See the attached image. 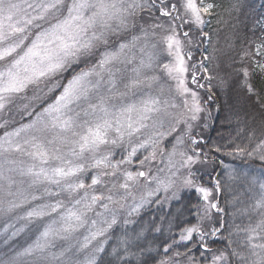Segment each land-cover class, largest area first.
<instances>
[{"label":"snow or ice","instance_id":"6c2138e0","mask_svg":"<svg viewBox=\"0 0 264 264\" xmlns=\"http://www.w3.org/2000/svg\"><path fill=\"white\" fill-rule=\"evenodd\" d=\"M146 7L157 6L142 0H0V110H4L15 98H26L28 89L39 87L41 83H45L49 93L62 89L51 103L41 111L35 112V119L11 131L5 130L0 136V192L4 193V197L0 198V214H10L25 204L42 199L37 195H31L29 198L19 187L15 192L12 191L14 185L25 183L23 178H27L30 188L45 186L44 195L48 196L59 194L52 193L47 187L50 185L67 192L69 197L84 190L83 196L74 200V204L82 205V208L67 209L61 213L62 224L59 229L48 225L32 244L0 264H19V257L36 253L41 254L39 259L44 261V264H58L65 255L64 251L43 255L50 247L49 237L60 236L62 232L70 234L83 227L86 213L92 211L95 205L100 203L102 208L108 210V204L103 203L104 200L118 203L113 200L111 194H95V186L104 183L102 177H114L120 173L123 182L118 187L128 194L130 187L140 178L148 180L145 171H121V165L132 164L140 149L149 145L155 148L159 143V140L153 139L152 136L147 140L134 142L133 138L145 130L162 126L165 119L174 120L176 124L184 123V135L189 137L192 145L198 144L191 135L193 126L188 121L197 120L203 108L198 92L188 86L186 74L189 72V66L183 51L184 43L175 26H170L161 38L165 51L172 59L159 67L176 82V94L183 97L180 106L184 111H169L176 109L178 105L172 98L162 99L163 89L161 95L143 94L139 91L144 86L151 87L160 79L158 75L149 76L145 71L152 70L154 63H157V56L153 51L157 48L156 44H152L150 48L145 44L140 48L139 63L132 68L134 75L128 78L127 82L117 76L121 71L117 65H127L135 60V56L129 57L128 53L136 47L140 37L134 36L130 42H124L123 37L136 27L137 13ZM214 7L212 3H205L204 0H180L183 16L178 15L174 19L182 20L180 27L192 24L202 30L206 23L205 16H210ZM157 10L164 17H172L173 12L179 11L176 3L169 5L166 0H160ZM154 27L162 28L163 25L157 24ZM183 37L188 38L189 32H184ZM97 55L98 59L90 67L81 68L78 72L73 70L74 74L66 83L61 84L55 79L63 72L73 69V65L86 62ZM244 55L251 60V64L236 70L241 78L239 87L261 114H264V86L258 87L254 82L256 75L264 80V42L256 45L254 52L247 51ZM187 57L191 59V54L188 53ZM200 68L204 73L209 71L203 62ZM194 69L195 65L191 83L203 88L204 85L199 83ZM203 78L208 81L214 79L212 75ZM121 83L123 88L120 87ZM226 84L227 81L220 78L219 85ZM209 99L212 97L209 96ZM29 107L30 105L25 104L23 111L32 116L33 112L29 111ZM6 126L7 122L0 124V128ZM153 135L164 134L153 132ZM183 142V135L176 138L177 145ZM116 148H124L126 155L113 161ZM216 151L220 149L217 148ZM254 151H259V158L264 161V140ZM237 152L243 154L244 149H237ZM177 154L181 157V167H190L195 163L192 155L177 153L174 146L168 157L170 168L175 166L173 157ZM252 154L248 153L249 156ZM155 156L156 152L153 150L139 163L144 165L145 161L155 159ZM89 169L97 171L91 176V183L85 184L82 176ZM17 176L22 179L17 180ZM191 176L192 173L189 172L183 183L186 187L195 188L207 202L205 216L210 209L223 211L216 203L210 201L212 191L196 185ZM151 180L156 181L157 188L149 191L148 196L159 191L160 187L167 191L172 183L171 180L165 182L155 176L151 177ZM116 187L114 184L113 188ZM261 188L264 189V184ZM88 190H92L93 194L89 195ZM216 190H219V182L216 183ZM108 191L111 193L112 189ZM257 206L264 208V194ZM64 207L61 200L55 203H41L31 207L19 218L32 222L34 219L60 213ZM138 207L133 208V211H137ZM52 223L55 224L56 221ZM92 223L95 225L96 222ZM115 223L113 218L108 223V228ZM9 227L12 225L5 226V232ZM105 231L107 229L100 228L92 232L90 237H85L81 248H86L92 239L103 235ZM216 231L218 229H214L212 235H215ZM245 231L250 233L247 240L251 248L250 255L254 259L248 260L243 256L241 259L245 264H264V242H253L257 237L264 241V219ZM194 233H200V239L203 240L205 233L195 225L185 228L180 240L190 241ZM12 235L16 233L13 232ZM61 238L67 239V236ZM201 247L211 251L206 244ZM165 251H168V248H165ZM232 255L238 253L233 251ZM226 261L227 256L223 252L213 255L212 264ZM87 264H96L95 258L89 259Z\"/></svg>","mask_w":264,"mask_h":264},{"label":"trees","instance_id":"16d2710c","mask_svg":"<svg viewBox=\"0 0 264 264\" xmlns=\"http://www.w3.org/2000/svg\"><path fill=\"white\" fill-rule=\"evenodd\" d=\"M149 1L155 3V0ZM204 2L215 7L201 33L192 29L195 44L191 52L194 65L198 67V63L203 62L209 70L201 73L199 83L202 84L206 75L214 77L207 80L210 90L205 92L216 101L209 104L208 94H204L210 128L207 132L201 130V135L192 136L198 141L197 145L191 142L186 145L189 153L197 158L190 169L191 178L212 191L210 201L223 211L210 209L209 217L205 216L202 196L196 190L185 188L175 201L166 204L159 199L129 225L116 224L96 264H212L213 255L221 252L227 256V261L220 264H245L242 256L254 259L247 240L250 233L245 230L264 219V208L257 206L264 194L261 188L264 161L259 158L260 152L254 151L264 140V114L239 87L241 78L236 70L250 65L251 60L244 53L254 52L255 46L264 42V0ZM93 59L73 65V69L55 79L66 83L74 71L86 69ZM220 78L227 84L220 86ZM254 82L258 87L264 86L259 75L254 77ZM61 90L49 93L45 83H41L27 92L24 101L14 99L16 110L14 113L5 111L8 121L6 128H0V136L25 121L18 116L21 106L27 103L35 113L51 103ZM217 148L220 151H216ZM237 149H244V153L239 154ZM194 225L205 233L203 240L199 239L200 235H194L188 243H181L179 234ZM214 229L218 231L212 235ZM253 242L264 241L257 237ZM202 244L211 251H206ZM233 251L238 255H232Z\"/></svg>","mask_w":264,"mask_h":264},{"label":"rangeland","instance_id":"374dc122","mask_svg":"<svg viewBox=\"0 0 264 264\" xmlns=\"http://www.w3.org/2000/svg\"><path fill=\"white\" fill-rule=\"evenodd\" d=\"M142 2H146L147 4L154 3H151L149 0H142ZM166 3L169 5L172 3H176L179 11L173 12L172 17L161 16L160 12L157 10L160 6V0H155L154 4L157 7H146L143 11H139L137 13V16L135 17L136 27L125 33L123 37L124 42L132 41L134 36L140 37V40L136 42V47L128 53L129 57L135 56V60L127 65H117V67L121 69V71L117 73V76L118 78H123V82H127V79L134 75V73L132 72V68L137 66L139 63V59L141 57L140 48L145 44H147L149 48L152 44H156L157 48L153 51L156 53L157 63H154L152 70L145 71L147 75L150 76L155 74L158 75L160 79L156 83H153L151 87L144 86L139 91L143 94L150 93L152 95H161V89H163L164 94L162 96V99L172 98L173 102L178 105L176 109H169V111L174 113L184 111L180 106L182 104L183 97H180L176 94V82L170 79L159 67V65L168 63L172 59L165 51V45L161 42V38L167 33L170 26H175L178 34L180 35V38L184 43L183 51L185 53L186 62L189 66V72L186 74L188 86L198 92L200 104L203 108V111L199 113V118L197 120L188 121L193 126L191 135H201V130L207 132L208 128H210V126L208 125L209 116L206 115L204 108L207 106L208 102L210 104L212 101H216V99L210 93L205 92V90L207 89L210 90V86L206 85V79H204L202 82V84L204 85L203 88H198L196 85L191 83V76L194 66L191 50L195 44L193 35L191 33L192 29L199 30L200 33L202 32V30L192 24H184L183 27H180V25L182 24V20L174 19L178 15L183 16V9L180 8V0H166ZM208 17L209 16H205V21H207ZM157 24L163 25V27L155 28L154 25ZM203 28L204 26L202 27V29ZM186 31L189 32L188 38L183 37V33ZM112 47L114 48L115 45H113ZM188 53L191 54V59H188ZM93 57L94 59L91 61V65L96 62V60L98 59V55ZM199 64L200 63H198V67H196V65L194 69L197 79H199L201 73H204L203 70L199 68ZM34 87L36 86H33V88ZM120 87L123 88V83H121ZM31 88L32 87H30L28 91ZM202 89L203 93H201ZM204 94H208L206 97V100L208 102L204 101ZM209 96H211L212 99H209ZM15 99L24 101L25 98ZM15 101L16 100H13L12 103L6 105L4 110H0V124H4L8 121V118L4 117L6 110L11 112L16 110L15 103H13ZM29 103H31V101H29ZM19 109L20 111L18 112V116L21 119L24 118L25 120L21 124L29 123L31 120L35 119L33 107L29 108V111L33 112L32 116H28L27 114H25V112L23 111V106H21ZM41 110L42 108L37 112ZM21 124L17 125L16 127H19ZM173 127L175 128V130H173ZM185 128L186 125L184 123L176 124L174 120L165 119L162 126H158L156 129L145 130L142 134L138 135V137H134V142H137L147 140L149 136H152L153 139L159 140V143L155 145V148H153L152 145H149L144 149H140L137 153V156L133 158L132 164L121 165V171H123L124 169L133 172H136L138 170L145 171L148 174V180L146 181L145 178H140V180L136 184L130 187V189L128 190L130 194H128L124 189L118 187V185L123 182V176L120 173H118L114 177H102L104 183L95 186V194L103 193L105 196L111 194L113 196V200L118 201V203H110L107 200H104L103 203L108 204V210L102 208L100 206V203L95 205L92 211L86 213V222L83 227L78 228L76 231L71 232L70 234L62 232L60 236H50V247L45 251L43 255L48 256L49 253L59 254L61 251H64L65 255L61 257V260L58 262V264H70V262L71 264H87V261L92 258H95L96 261L103 251H97V249H104V246L108 239V235L116 224L121 223L124 225H129L130 223H132L136 216H138L149 206H152L159 199L161 203L166 204L175 201L179 196L181 190L189 188L184 185L183 181L185 177L188 176V173L190 172V169L194 163L191 164L190 167H181V157L179 156V154H177L175 157H173L175 166L170 168L168 164L169 153L175 146L177 149V153L185 152L188 155H192L195 159V162L197 160L196 156L194 154H190L187 150V145L191 141L187 135H184ZM153 132L163 133L164 135L154 136ZM181 135H183L184 142L183 144L177 145L176 138ZM124 147L126 148L127 145H125ZM153 150H155L156 152L155 159H149L145 161L144 165H141L139 161L143 160L145 156H149V154ZM123 155H126L124 148H116L114 149V155L112 159L113 161L120 160L122 159ZM96 171L97 170L95 169H89V171L82 176L85 184L91 183V176L96 174ZM153 176L158 177L165 182L171 180L172 183L167 191H165L163 187H160L159 191H155L153 195L148 196L147 193L149 191H153L157 188L156 181L151 180V177ZM16 179L20 180L22 178L17 176ZM23 179L25 180V183L22 185H14L12 191L15 192L17 190V187H19L24 190L25 195H29V198L31 195H37L42 197V199L32 201L31 204H25L21 208L16 209L10 214H0V262L8 261L12 257H15L17 253L22 252L37 239L40 233L43 232L45 227H47L48 225H52L53 228L59 229L62 224L60 215L67 209L77 210L82 208V205H75L74 200L79 199L81 196H83L84 190H81L79 194H74L73 197H69L67 192L61 191L55 185H50L47 187L50 188L51 192L59 194L48 196L44 195L45 186H34L30 188L28 186L27 178ZM114 184L117 185L116 188H113ZM109 189H112L111 193H109ZM189 189L195 190V188ZM88 191L89 195L93 194L92 190ZM3 197L4 193L0 192V198ZM142 197L144 198L143 200ZM7 199H13V197H7ZM57 200L63 201L65 205L64 209L60 210V213H53L51 216H46L42 219H34L32 222H28L19 218L25 215V213L31 207L37 204L55 203ZM202 200L204 202V205H206L207 202L204 201L203 197ZM137 206H139L138 210L133 211V208H137ZM211 210L216 212V209ZM209 212L210 210L208 211L207 217H209ZM97 213H101L102 215H97ZM113 218H115L116 223L113 224L111 228H108V223H110ZM54 220L56 221L55 224L52 223ZM93 221L96 222L95 225H93ZM6 225H12V227H9L5 232ZM100 228H105L107 229V231H105L103 235L97 236L95 239H92L86 248H81V245L85 243V237H90V234L92 232H95ZM13 232H15L16 235L13 236ZM181 234L182 233H180L179 236H181ZM194 235L199 236L200 234L194 233L193 236ZM62 236H67V239H62ZM180 242L188 243L189 241L180 240ZM40 255V253H36L32 256H21L19 257V264H44V261H41L39 259Z\"/></svg>","mask_w":264,"mask_h":264}]
</instances>
